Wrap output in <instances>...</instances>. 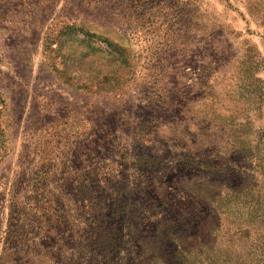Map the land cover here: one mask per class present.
I'll list each match as a JSON object with an SVG mask.
<instances>
[{"label": "rangeland", "instance_id": "rangeland-1", "mask_svg": "<svg viewBox=\"0 0 264 264\" xmlns=\"http://www.w3.org/2000/svg\"><path fill=\"white\" fill-rule=\"evenodd\" d=\"M0 264H264V0H0Z\"/></svg>", "mask_w": 264, "mask_h": 264}]
</instances>
